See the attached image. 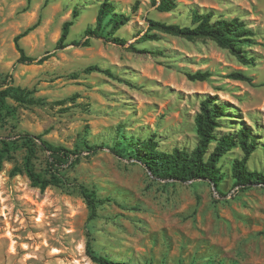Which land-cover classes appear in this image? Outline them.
I'll return each instance as SVG.
<instances>
[{
  "label": "rangeland",
  "instance_id": "rangeland-1",
  "mask_svg": "<svg viewBox=\"0 0 264 264\" xmlns=\"http://www.w3.org/2000/svg\"><path fill=\"white\" fill-rule=\"evenodd\" d=\"M161 1L112 0L128 21L83 46L72 42L96 26L102 0H0V90L33 91L27 101L6 99L14 114L0 120V139L29 133L74 153L60 171L65 183L43 190L23 171L12 173L23 167L24 149L16 147L2 162L0 264H97L88 241L97 253L126 264H264V185L233 187L231 165L243 156L238 146L218 162L224 195L205 179L155 177L112 149L119 137L155 134L161 150H192L194 118L210 97L233 115L215 132L249 126L256 146L246 166L264 173V0H171L170 11H159ZM195 12L210 13L212 22L240 18L254 32L242 44L254 61L243 64L209 37L152 24L195 28ZM35 23L19 39L30 59L19 61L14 38ZM90 65L101 71L86 72ZM197 70L210 75L190 80L187 73ZM233 71L252 81L233 79ZM48 154L37 148V171L47 169ZM78 185L102 200L92 220Z\"/></svg>",
  "mask_w": 264,
  "mask_h": 264
},
{
  "label": "trees",
  "instance_id": "trees-1",
  "mask_svg": "<svg viewBox=\"0 0 264 264\" xmlns=\"http://www.w3.org/2000/svg\"><path fill=\"white\" fill-rule=\"evenodd\" d=\"M173 6L174 4L171 0H162L157 4V9L159 11H170ZM76 15L77 13L74 12V16ZM193 15L195 21H197L195 28H180L176 25L169 26L157 21H152V24L166 31L188 35L189 37H209L215 40L221 47L229 49L243 64H249L254 61L253 57L248 58L246 54L242 53V44L249 43V37L254 32L240 18H222L212 22L210 13L198 14L195 12ZM126 21H128V16L116 12L112 0H102L98 6L96 26H88L84 31L85 39L74 40L72 43L87 46L89 45L91 37H104V31L107 27H109L108 32H110L111 29L118 28ZM72 23V20L64 22L61 36L58 40L60 44L65 42ZM36 25L37 23L29 26L14 38L15 46L20 52L19 61L30 59V57L24 55L23 49L19 44V39L28 34ZM85 71H101V68L97 65H90L85 68ZM209 75L210 72L201 70L187 73V77L190 80H205ZM229 76L236 80L252 81V78L242 71H233ZM32 94V90L14 87L12 85L1 89L0 120L5 118L8 113L14 114V109H11L7 104V98L21 102L29 100ZM214 101V98L209 97L200 104V110L194 118L198 141L192 150L178 147H174L171 151L161 150L157 147L155 134L143 139L129 137V140H125L119 137V140L115 142L112 149L121 157L134 158L139 161L155 177L167 181H191V183L199 179H205L215 186L217 193L224 195L219 190L224 173L221 172L218 162L223 155L238 146L242 150L243 156L241 158H235L231 165L233 187L238 186L239 189H247L252 184L264 185V173L249 170L246 166V161L256 146L255 136L251 128L242 122L234 132L220 134L215 132V129L221 126L222 118L233 117V115L227 112L226 104L219 105ZM211 142L215 144L210 150ZM16 147L24 149L25 155L23 157V167L14 168L12 173L23 171L31 181L32 186L42 190L48 186H61L65 183L60 171L63 165L67 163L70 155L74 154L72 150L50 143L41 138V136H33L29 133H24L15 140L1 138L0 167L2 162L10 157L11 152ZM86 147L92 149V147L87 145ZM37 148L49 152L46 160L47 169L44 172L37 171L35 167L34 159L37 155ZM77 161L78 158H74L72 163H76ZM78 187L89 208L88 219L92 220L97 216V207L102 200L96 197L94 191H90L85 186L78 185ZM86 249L91 260L97 264H126L111 260L97 253L93 249L90 241L87 242Z\"/></svg>",
  "mask_w": 264,
  "mask_h": 264
}]
</instances>
